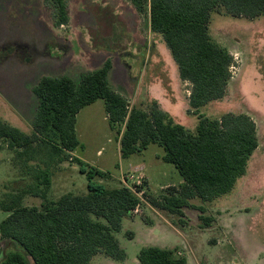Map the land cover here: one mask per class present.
<instances>
[{
    "label": "rangeland",
    "instance_id": "1",
    "mask_svg": "<svg viewBox=\"0 0 264 264\" xmlns=\"http://www.w3.org/2000/svg\"><path fill=\"white\" fill-rule=\"evenodd\" d=\"M65 3L68 22L57 26L50 0H0V119L30 135L38 103L32 88L42 77L68 76L78 82L81 73L99 69L106 61L111 65L110 87L126 99L130 109L148 112L155 103L189 132H195L199 116L217 120L224 114L249 116L255 124L258 147L245 175L228 195L209 203L193 199L182 216L159 210L158 222L171 224L182 235L164 225L160 236L152 238L143 234L141 222H148L152 213L141 202L138 217L131 214L134 220L124 224L128 231L136 232V239L130 241L124 228L115 237L127 254L126 264H138L142 247L177 245L182 236L185 246L173 249L177 248L180 255L176 256L186 257L189 264H264V16L234 17L222 7L211 12L208 33L232 55V78L222 99L193 113L189 107L192 86L180 79L162 37L151 32L147 12L138 14L129 0ZM121 131L122 124L110 128L104 103L97 100L76 115L80 146L74 156L111 175L143 165L156 196L165 192L167 187L160 190L164 184L177 185L182 180L173 165L162 161L163 150L157 145L122 159L118 142ZM32 147L33 152L19 158L0 141V202L32 183L33 170L44 169V162H50L51 157L54 165L49 168L47 200L86 194L85 176L73 162L56 164L58 157L50 149L40 144ZM103 182L108 187H122L117 179ZM142 188L149 193L144 185ZM41 203L31 195L22 200L27 207H40ZM199 207L204 208L203 214ZM7 216L0 210V222ZM200 216L211 218L210 225L206 227ZM15 250V244L0 240V261ZM99 257L90 264H119Z\"/></svg>",
    "mask_w": 264,
    "mask_h": 264
},
{
    "label": "trees",
    "instance_id": "2",
    "mask_svg": "<svg viewBox=\"0 0 264 264\" xmlns=\"http://www.w3.org/2000/svg\"><path fill=\"white\" fill-rule=\"evenodd\" d=\"M56 25L68 22L65 0H50ZM138 14L147 12L149 28L160 35L177 66L179 77L191 84L189 107L194 111L222 99L232 78L234 59L208 33L211 12L222 7L234 17L264 16V0H129ZM111 65L83 72L78 82L68 76L42 77L32 89L37 107L27 135L0 119V141L19 158L40 144L58 157L56 164L73 162L85 176L86 194L64 195L47 200L51 185L50 166L33 170L32 183L18 193L5 196L0 210L8 216L0 222V240L15 244L0 264H89L102 254L123 262L125 251L115 234L122 219L139 204L124 187H108L100 181L109 174L71 157L80 146L75 133L76 115L97 100L104 103L110 128L122 124L119 152L122 159L141 155L150 145L163 150L162 161L175 167L183 183L170 186L160 196L144 193L154 209L182 216L190 201L209 203L229 194L245 175L248 161L258 147L255 124L245 114H224L219 120L199 116L194 133L175 124L152 103L150 111L129 108L126 99L108 81ZM42 200L40 207L22 205L24 196ZM201 214L204 208L198 209ZM207 227L212 219L200 216ZM131 239V233H126ZM139 264H187L176 251L142 248Z\"/></svg>",
    "mask_w": 264,
    "mask_h": 264
},
{
    "label": "crops",
    "instance_id": "3",
    "mask_svg": "<svg viewBox=\"0 0 264 264\" xmlns=\"http://www.w3.org/2000/svg\"><path fill=\"white\" fill-rule=\"evenodd\" d=\"M38 83V82H37ZM36 83V84H37ZM34 88V87H33ZM32 88V89H33ZM106 117H107V115H106ZM107 120H108V118H107ZM18 129V128H17ZM21 131V130H20ZM24 133V132H23ZM76 133V132H75ZM26 134V133H25ZM28 135V134H27ZM120 138V137H119ZM118 142H119V140H118ZM77 149V148H76ZM74 152H75V150L72 152V153H70V155H71V157H73V158H76L75 156H74ZM162 157V156H161ZM74 168L75 169H77V166L76 165H74ZM98 169V168H97ZM78 170V169H77ZM98 170H100V169H98ZM100 171H102V170H100ZM102 172H104V171H102ZM129 172H140V173H142V175L144 176V180H145V183H144V186H145V188H146V190H148V192L150 193V194H156V193H154L152 190H151V187H150V183H149V180H148V178L146 177V175H145V172H144V166L143 165H136L134 168H132L131 170H127L126 172H123L122 170H120V172H119V174L118 175H111L110 173H108V172H105V173H107V174H109V179L111 178V180H113V179H117L118 180V182H120L121 181V178L126 174V173H129ZM109 181V180H108ZM100 182H103V181H100ZM104 183V182H103ZM183 183V180H181V181H179L178 182V184L177 185H173V184H164L162 187H160V190H162V188H166V187H170V186H179L180 184H182ZM237 183V182H236ZM236 185V184H235ZM235 185H234V187H235ZM233 190V189H232ZM228 195V194H227ZM224 196H226V195H224ZM223 197V196H222ZM218 199V198H217ZM216 200V199H215ZM147 206V208H149L148 209V212H150V213H152V214H150L152 217H150V219H149V221L148 222H146V223H144V222H141L143 225V228L144 229H142L143 230V234H144V236L146 237V238H149V237H159L160 236V234H161V232H162V229L164 228V225H167L168 227H170V228H172L174 231H176L177 233H178V235H182L181 233H182V231H179L178 232V230H176L171 224H168L167 222H166V224H164V223H162V222H158V220H157V216L156 215H158V212H159V210H157V209H154L153 207H150L149 205H146ZM132 215H131V213L128 215V216H126L125 218H123L122 219V223H121V231L123 230V228H124V230H125V232L126 233H131V235H132V238L131 239H129L130 241H134L135 239H136V237H137V234H136V232H134V231H128L127 230V228H125V226H124V224H125V222H126V220H131V221H133L134 220V218L135 217H138V215H136L134 218H132L131 217ZM134 216V215H133ZM126 227H129V225L128 226H126ZM120 231V232H121ZM125 233V234H126ZM127 235V234H126ZM178 239H179V241H180V243L179 244H177V245H173V246H166L165 248H161V249H169V250H174L173 248L174 247H176V246H179V245H181V246H185V241H184V238H183V236L182 237H178ZM120 245V244H119ZM121 247V246H120ZM148 247H153V246H145V247H142V248H148ZM122 248V247H121ZM141 248V249H142ZM157 248H159V247H157ZM123 249V248H122ZM140 249V250H141ZM176 249L177 248H175V251H176ZM124 250V249H123ZM139 250V251H140ZM125 251V250H124ZM139 251H138V253H139ZM125 254H126V252H125ZM180 255V252H178V253H176V255ZM138 255V254H137ZM96 257L98 256V258H100L99 256H104V255H102V254H97V255H95ZM95 256H93L92 257V259L90 260V263L92 262V261H94V259L96 258ZM95 257V258H94ZM104 257H106V256H104ZM106 258H108V257H106ZM108 259H110V258H108ZM185 259H186V262H187V264H189V260L185 257ZM104 260V259H103ZM110 260H112V259H110ZM112 261H114V260H112ZM137 261H138V259H137ZM114 262H117V261H114ZM128 261H127V254H126V259L123 261V262H117V263H119V264H126ZM89 263V264H90ZM135 263H136V261H135ZM137 264V263H136ZM138 264H139V262H138Z\"/></svg>",
    "mask_w": 264,
    "mask_h": 264
},
{
    "label": "built area",
    "instance_id": "4",
    "mask_svg": "<svg viewBox=\"0 0 264 264\" xmlns=\"http://www.w3.org/2000/svg\"><path fill=\"white\" fill-rule=\"evenodd\" d=\"M120 182L122 187L130 190L139 199L140 204L131 212V214L138 215L141 213V202L144 203V205H148L143 198L144 192L142 191L144 176L140 172H129L121 178Z\"/></svg>",
    "mask_w": 264,
    "mask_h": 264
}]
</instances>
